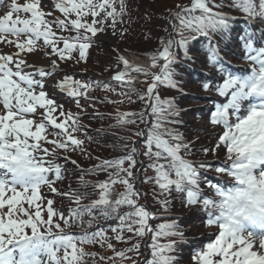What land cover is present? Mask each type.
<instances>
[{"label": "snow or ice", "instance_id": "snow-or-ice-1", "mask_svg": "<svg viewBox=\"0 0 264 264\" xmlns=\"http://www.w3.org/2000/svg\"><path fill=\"white\" fill-rule=\"evenodd\" d=\"M176 7L170 12L172 32L166 41L160 40L162 49L144 60L114 49L120 70L105 82L75 79L60 65L86 63L98 36L110 32L123 38L126 31H118L117 25L127 14L126 0H51V8L43 0H0V45L14 49L0 50V264H86L85 258L96 264L97 257L101 264L116 259L131 264H177V246L186 242L178 219L153 227L151 221L162 217L137 202L149 194L139 191L136 184L140 182L153 185L150 193L160 205L158 211L170 213L179 198L182 208L204 213L205 227L217 230L213 240L193 251L192 264H264V47L254 46V32L242 33L243 55H232L247 61L250 68L243 74L231 71L222 41L229 38L234 17L221 10L227 7L242 13L249 23L264 25V0H191L190 5ZM200 38L206 41L205 63L221 80L215 84L202 80V91H214L226 101L214 105L208 120L222 128L215 145L198 149L205 156H218L223 148L224 159L216 164L186 158L193 154L198 139L189 141L178 130L184 123L179 117L189 109H181L175 97L159 95L161 88L186 95L175 65L195 59L189 49ZM36 50L48 61L46 65L30 62ZM54 76L58 77L56 89L74 102L77 113L66 111L49 95L46 82ZM136 84L146 88L140 91ZM96 88L123 98L109 101L105 97L102 103L139 101L143 106L138 112L118 111L116 123L109 125L126 127L138 120L144 125L133 133L143 140L133 141L123 156L93 158L84 140L75 135L85 127L80 123L85 111L81 100L95 104L90 92ZM97 117L103 118L94 109L92 118ZM83 135L92 142L86 132ZM138 142L143 152L136 147ZM76 152L98 163L84 169L71 157ZM141 155L149 161L146 166L138 159ZM68 164L81 172L79 186L92 187L98 198L83 205L89 193L70 184L66 191L57 187L66 179ZM147 170L153 175L141 181L140 172ZM100 173L106 174L104 181L84 179L85 174ZM207 173L227 177L232 186L211 182ZM116 185L122 190L117 191ZM45 188L52 197L67 199L75 207L69 206L67 214L54 208L55 199L48 197ZM100 219L116 224L87 230ZM72 228L82 231H68ZM126 233L131 234L127 239ZM144 237H150L144 243L149 256L137 259ZM134 238L136 243L120 251L111 242L130 243ZM162 239L166 242L161 243ZM84 245L106 246L113 256L86 252ZM130 252L136 257L128 256Z\"/></svg>", "mask_w": 264, "mask_h": 264}, {"label": "trees", "instance_id": "trees-1", "mask_svg": "<svg viewBox=\"0 0 264 264\" xmlns=\"http://www.w3.org/2000/svg\"><path fill=\"white\" fill-rule=\"evenodd\" d=\"M216 3H220V0H215ZM230 3V0H227ZM191 3V0H126L127 14L124 15L122 19V24L126 35L116 42L115 45L111 43H102L95 40V43L90 47L87 56V62H81L76 64L71 61L72 68L80 71L81 74L77 77L82 81L91 80H102L109 82L108 78L111 77L114 72L119 71L120 67L116 64L117 52L114 49L119 50L121 54H125L128 57L136 56L141 60H144L148 54L157 52L162 49L160 44L161 38L165 41L168 39L169 33L172 32L171 24L169 23L170 12L177 11V5L185 6ZM224 12L230 13L236 19L231 21V34L229 38L222 41V47L225 52L229 53L226 59L230 60L228 65L230 70L238 74V69L234 66H248L247 61L243 59H237L232 54L237 53V55L242 56L243 52L239 49V36L242 33L254 32L257 39L254 41V46L257 48L264 47V25L259 21L252 23H246L243 18L242 13L234 10H230L225 7L221 9ZM167 29V31H165ZM187 35V33H186ZM214 40H220V37L214 36ZM206 41L203 38L198 39L192 43L189 49V55L195 57L193 61H182L181 63L175 65L177 72L179 73L177 79L182 81L184 91L186 95L180 96L177 92L172 90H167L161 88L159 95L162 98H176V102L181 109H189L186 113H182L179 117L184 123L182 126H178V130L184 133L187 140L191 141L197 139L194 146L193 154L186 157L187 159L198 161L207 160L211 161L213 164L219 163L224 159V149L219 150L218 156H213L211 153L207 156L203 155L198 149L201 147H211L215 145L218 132L215 126H211L212 131L205 134V130H199L196 123L204 120H208L211 112L215 110L214 105L217 103L226 102L225 98L218 97L215 92L205 93L201 88V81L207 79L212 83L221 82L216 74L211 71L205 63V56L203 54V44ZM65 65L66 63H61ZM108 69L107 71L105 69ZM248 68H250L248 66ZM92 75V77H88ZM93 76H95L93 78ZM112 86L116 87L117 92L121 91V88L112 82ZM136 88L143 91L146 88L145 84H136ZM91 97L96 98L97 102L91 104L88 101L81 100V105L85 111L81 114L80 123L84 125L82 132H78L75 135L77 138L84 140V148L91 154V157H100L101 159H112L116 157L123 156L132 147L133 141H142L143 138L133 135L135 132H139L141 128L144 127L142 123L137 122L135 125H128L126 127H109V125H114L116 123L115 116L119 112H138L142 110L143 106L141 102L137 101L135 103L129 104L127 101L123 103H102L100 102L103 98H107L109 101H121L123 98L119 95H114L111 92H106L101 88H96L90 92ZM135 100V96L132 97ZM60 104L65 106V110H71L73 113H77L79 110L75 107L74 102L69 97H61ZM94 109L97 110L103 118L97 117L92 118L94 115ZM83 132L87 133L88 137L92 138V142L83 135ZM124 137V139H120ZM126 145V146H125ZM136 147L140 149L141 152L144 151L142 142H138ZM72 159L77 160V162L84 168L87 169L92 167L94 164L98 163L96 159H89L82 157L79 152L71 154ZM138 159L146 166L149 161L143 155L139 156ZM63 163V161H58ZM127 167V165H125ZM140 165H137L139 168ZM81 172L78 171L73 165L68 164L66 167V179L63 183L57 184V187L61 190L66 191L69 184L74 190L80 192H87L90 195L87 199L82 201L83 205H87L91 200L98 198V195H93V188H82L78 184V178ZM153 172L151 170L141 171L140 180L142 181L145 176H152ZM207 179L213 183L220 185L219 180L213 173L206 174ZM86 181L95 183L96 181H104L106 179V174L100 173L98 175H84ZM232 185L223 186L225 188L231 187ZM117 191H121L120 185L115 186ZM136 187L141 193H149L143 199H139L137 202L139 204H146L148 208L155 212L162 219L151 221L153 227L156 224L165 222V220L178 219L180 230L184 233L185 243H179L177 246V251L175 255L177 256V264H192L191 255L194 250H199L205 244L210 242L216 233V229L205 227L203 221L206 220L204 213L197 211L195 209L182 208L179 198H176L173 203L172 211L170 213H164L158 211L160 205L154 203L153 197L150 193L153 185L146 183H137ZM43 191L48 195L49 198L55 199L54 208L67 214V208L69 206L75 207L74 204L70 205L67 199H62L59 196L52 197L48 193L47 189ZM159 190L157 189V192ZM98 194V190H97ZM207 194V192H206ZM175 195V194H173ZM126 209H122L124 211ZM85 219H88L85 217ZM115 220L104 221L102 219L94 222L91 229L88 231L96 230V227L103 226L108 227L109 225H115ZM68 231L78 234L82 231L80 228H72ZM109 237L113 234L109 231L107 233ZM131 234H125V238ZM212 237V238H210ZM117 251L128 248L132 243H136L137 240L134 238L130 243H117L114 239L111 241ZM150 242V237H144L141 243V255L136 257L134 253H128L130 257H136L137 259L149 256V251L145 249L144 243ZM164 243L163 239L160 241ZM86 252H96L104 257H111L113 253L107 249V247L97 246H83ZM86 264H93L91 259L85 258ZM96 264H101L99 257L96 259ZM109 264H131L130 260L121 261L116 259L115 261H110Z\"/></svg>", "mask_w": 264, "mask_h": 264}, {"label": "rangeland", "instance_id": "rangeland-1", "mask_svg": "<svg viewBox=\"0 0 264 264\" xmlns=\"http://www.w3.org/2000/svg\"><path fill=\"white\" fill-rule=\"evenodd\" d=\"M43 3L44 5L46 6V8H51V0H43ZM56 15H59V13H56ZM123 29L124 30V26L122 23H118L117 25V30H121ZM120 39V36L117 35V36H112L111 33H106L102 36H98V38H96V40H98V42H102L104 44L106 43H111L113 45L116 44V42ZM0 50H2L3 52L5 53H8V52H12L14 51V49L12 48H9L5 45H0ZM30 62H34L36 64H39V65H46L48 63V61L46 59H42V53L40 50H36L30 57ZM72 62H68L66 63V67L65 65L61 64L60 67L63 68L66 72L70 73L73 75V77L75 79H78L77 77L79 76V74H81L80 71L76 70L75 68H72L71 66L74 65V64H71ZM89 77H92V75H89ZM95 76H93L94 78ZM58 77L54 76L52 77L51 79L47 80V91L49 92V95L53 96L55 98V95L54 94H59L60 91L58 89H56L55 87V80L57 79ZM197 126L199 127L198 129L204 131L205 130V134H208L212 131V128L211 127H208L207 124H205V122L201 121V122H198L196 123ZM206 125V126H205ZM137 141V140H136Z\"/></svg>", "mask_w": 264, "mask_h": 264}]
</instances>
